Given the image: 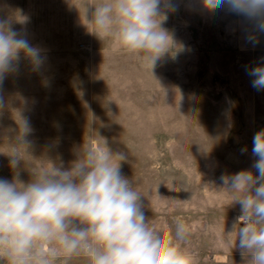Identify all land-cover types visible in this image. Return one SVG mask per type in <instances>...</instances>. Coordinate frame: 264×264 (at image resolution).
<instances>
[{
	"label": "rangeland",
	"instance_id": "1",
	"mask_svg": "<svg viewBox=\"0 0 264 264\" xmlns=\"http://www.w3.org/2000/svg\"><path fill=\"white\" fill-rule=\"evenodd\" d=\"M104 2L0 0V19L41 57L34 66L21 54L18 71L0 86V178L12 181L18 172L28 183L33 171L61 162L68 168L84 146L123 153L121 172L146 216L168 225L163 239L185 222L182 246L195 253L194 264H212L222 249L236 248L230 232L240 214L220 176L256 175L251 150L264 129V90L251 86L246 70L264 63V33L203 0H174L176 10L161 24L170 50L150 70L88 24ZM25 120L30 132L21 143ZM12 153L21 159L15 172ZM51 247L53 264H90Z\"/></svg>",
	"mask_w": 264,
	"mask_h": 264
},
{
	"label": "clouds",
	"instance_id": "2",
	"mask_svg": "<svg viewBox=\"0 0 264 264\" xmlns=\"http://www.w3.org/2000/svg\"><path fill=\"white\" fill-rule=\"evenodd\" d=\"M210 10L230 13L255 22L264 33V0H203ZM174 0H105L95 6L88 21L102 40L110 38L125 52L135 55L152 70L170 50L171 37L161 27ZM12 22L0 19V86L7 75L18 71L21 54L39 66V50L13 30ZM255 42V41H253ZM251 86L264 90V63L246 70ZM4 105L0 95V108ZM30 132L21 124V143ZM247 149H241L246 152ZM251 170L222 174L224 187L235 193L232 203L240 214L232 223L235 246L250 264H264V129L255 133ZM9 166L18 168L20 157L10 154ZM123 153L84 146L64 168L32 172L24 183L15 172L12 181L0 178V264H53L58 245L66 256H84L90 264H194L195 253L182 246L190 234L183 221L175 223L167 240L156 220L146 216L142 196L120 168ZM49 245V251H45Z\"/></svg>",
	"mask_w": 264,
	"mask_h": 264
},
{
	"label": "crops",
	"instance_id": "3",
	"mask_svg": "<svg viewBox=\"0 0 264 264\" xmlns=\"http://www.w3.org/2000/svg\"><path fill=\"white\" fill-rule=\"evenodd\" d=\"M216 260L217 261L212 264H250L247 256L242 259L237 247L234 249L230 246L226 250L222 249L219 258L216 257Z\"/></svg>",
	"mask_w": 264,
	"mask_h": 264
}]
</instances>
